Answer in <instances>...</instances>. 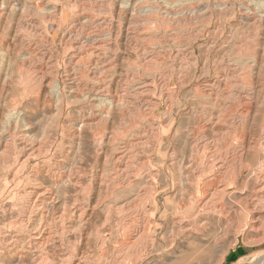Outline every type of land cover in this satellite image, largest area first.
<instances>
[{"label":"rangeland","instance_id":"obj_1","mask_svg":"<svg viewBox=\"0 0 264 264\" xmlns=\"http://www.w3.org/2000/svg\"><path fill=\"white\" fill-rule=\"evenodd\" d=\"M263 184L264 0H0V264H264Z\"/></svg>","mask_w":264,"mask_h":264},{"label":"bare ground","instance_id":"obj_2","mask_svg":"<svg viewBox=\"0 0 264 264\" xmlns=\"http://www.w3.org/2000/svg\"><path fill=\"white\" fill-rule=\"evenodd\" d=\"M241 177V176H240ZM218 179H217V177H216V179L215 180H211L208 184H206V183H204V184H206V185H204L203 187H202V195L203 196H205V194L206 193H209L208 191H210V190H213V194H215L218 190H222V191H226L228 188H229V186L230 185H225L224 187H221V185L219 184V181H217ZM237 180V179H236ZM233 183V182H232ZM235 183V182H234ZM203 184V183H202ZM264 185V184H263ZM222 188V189H221ZM202 195H200V196H202ZM210 195H211V193H210Z\"/></svg>","mask_w":264,"mask_h":264}]
</instances>
